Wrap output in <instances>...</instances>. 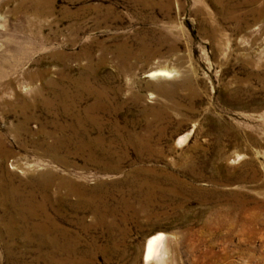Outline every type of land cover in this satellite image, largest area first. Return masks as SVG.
<instances>
[{
    "label": "rangeland",
    "instance_id": "374dc122",
    "mask_svg": "<svg viewBox=\"0 0 264 264\" xmlns=\"http://www.w3.org/2000/svg\"><path fill=\"white\" fill-rule=\"evenodd\" d=\"M263 4L0 0V264H264Z\"/></svg>",
    "mask_w": 264,
    "mask_h": 264
},
{
    "label": "bare ground",
    "instance_id": "6f19581e",
    "mask_svg": "<svg viewBox=\"0 0 264 264\" xmlns=\"http://www.w3.org/2000/svg\"><path fill=\"white\" fill-rule=\"evenodd\" d=\"M253 1H257V0H253ZM259 12H264V4L261 6V8L259 9ZM171 70H168L166 68H158L156 70L151 71L147 76H168L170 75ZM87 95H85V93H80V92H76V93H72V92H66V91H59L56 95V103H59L60 106H62V109H70L71 106L75 105L76 103H78V101H80V99L86 97ZM78 105V104H77ZM73 108V107H72ZM78 114L74 115V121L75 123H78V120H80L78 118ZM21 126V125H20ZM80 126V125H79ZM22 127V126H21ZM18 129V128H17ZM85 131V130H84ZM16 132V131H15ZM84 133V132H83ZM89 137V136H88ZM82 139V138H81ZM63 140V139H62ZM93 140V139H92ZM125 140V139H124ZM127 140V139H126ZM66 141V140H65ZM123 141V140H122ZM2 143V142H1ZM89 141L83 142V146H80L79 148H87L88 153L91 154L92 156L95 155L96 152V148L91 147V145L89 144ZM124 143V142H123ZM79 144V145H80ZM77 146V145H76ZM1 147V145H0ZM54 147V146H53ZM61 147V146H60ZM71 147V146H70ZM75 148V147H74ZM82 148V149H83ZM68 150V149H67ZM10 153V152H9ZM87 153V152H86ZM2 157V156H1ZM91 157V156H90ZM108 157V156H107ZM97 159V158H96ZM98 161V160H97ZM99 162V161H98ZM114 163V162H113ZM118 165V164H117ZM104 167V166H103ZM15 168V167H14ZM112 169V168H110ZM49 170V169H48ZM113 171V170H112ZM54 176V175H53ZM71 178V177H70ZM141 179V178H140ZM42 180V179H41ZM139 180V179H138ZM43 192H44V197L42 198V202H44L45 204L48 203L50 205V203L54 200L53 195L51 196H47L46 192H47V188L49 185L53 184L55 181V183L58 185V187L63 186L67 193H69L70 191L73 192L72 188L69 186V183L67 181H65L62 178L59 179H53V177L50 175V173H47L43 176ZM54 181V182H53ZM142 181V180H141ZM54 189V188H53ZM50 190V189H49ZM63 190V189H62ZM54 191V190H53ZM56 191V197H60L63 196L62 194L60 195L58 193L59 190H55ZM100 191V190H99ZM141 191V190H140ZM96 193V192H94ZM142 193V192H141ZM101 195V194H99ZM63 201V200H62ZM74 201V200H73ZM92 201V200H91ZM71 203V202H70ZM60 204V203H59ZM88 204V203H87ZM52 206H54V204H51ZM71 205V204H70ZM73 206H77V204H74ZM32 208V207H31ZM30 209V208H29ZM40 209V208H39ZM56 209V208H55ZM100 209V208H99ZM56 211V210H55ZM45 212V209L43 210L41 217L43 219L42 223L40 224V226H38V230L40 232V234L45 237V236H49L50 234H52V232L55 233V231L57 230V225L55 222L52 221L51 217H48L49 215ZM110 212V211H109ZM25 213V212H24ZM40 215V214H39ZM94 215V214H93ZM109 215V214H107ZM96 216L97 219H102L104 214L101 213V211L99 210L98 212H96ZM22 217V216H21ZM34 217V216H33ZM40 217V216H39ZM32 218V217H31ZM106 218V217H105ZM34 226V225H33ZM101 226V225H100ZM110 227V226H109ZM59 233V232H58ZM164 240V234L161 232H158L157 234L151 235L150 237H148L145 241L144 244V250H143V255H142V259H143V264H147L151 259H156L157 260V264H166V251L163 250V241ZM53 241V240H52ZM58 245V244H57ZM57 248V247H56ZM65 248V247H64ZM67 251V250H66ZM67 256V255H66ZM68 260V259H67ZM52 261V260H51ZM53 263V262H52ZM69 263V262H68Z\"/></svg>",
    "mask_w": 264,
    "mask_h": 264
}]
</instances>
